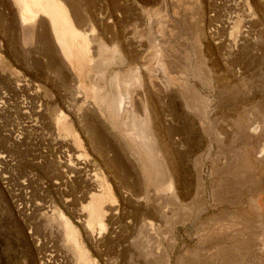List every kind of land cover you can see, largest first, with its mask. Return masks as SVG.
Wrapping results in <instances>:
<instances>
[{
	"label": "rangeland",
	"instance_id": "374dc122",
	"mask_svg": "<svg viewBox=\"0 0 264 264\" xmlns=\"http://www.w3.org/2000/svg\"><path fill=\"white\" fill-rule=\"evenodd\" d=\"M8 1L0 264H264V0Z\"/></svg>",
	"mask_w": 264,
	"mask_h": 264
},
{
	"label": "bare ground",
	"instance_id": "6f19581e",
	"mask_svg": "<svg viewBox=\"0 0 264 264\" xmlns=\"http://www.w3.org/2000/svg\"><path fill=\"white\" fill-rule=\"evenodd\" d=\"M18 1V0H17ZM19 3H21V9H20V15H19V19H20V25H21V28H24V27H26L27 26V21L29 20V17H31L32 16V14L34 13V11L36 10H39L40 8H41V5H40V3H39V0H19L18 1ZM48 3V2H47ZM51 3V2H50ZM55 3V2H54ZM56 7V6H55ZM53 9H54V7H53ZM46 11V10H45ZM52 11V10H51ZM60 12V11H59ZM43 13H46V12H43ZM55 13V12H54ZM59 14V13H58ZM52 15V14H51ZM62 15H63V20H64V22L69 26V28L71 29V30H73V27H72V25H71V22L69 21V19L67 18V15H66V13H62ZM57 18V17H56ZM62 18V17H61ZM53 19V18H52ZM53 25H55V24H53ZM77 26V25H76ZM67 27V26H66ZM78 27V26H77ZM55 29H56V27H55ZM87 29V28H86ZM85 30V29H84ZM71 32V31H70ZM81 33H83V32H81ZM73 35L75 36L76 35V33H74L73 32ZM162 35V34H161ZM82 36V35H81ZM89 36V35H88ZM158 37H161L160 35H157ZM86 37H87V35H86ZM157 38V37H156ZM160 43L159 44H161V46H163V41H162V39H159L158 40ZM110 43H111V40H110ZM62 47V46H61ZM162 48V47H161ZM95 50V49H94ZM106 50H107V47L105 46V45H103V44H100V45H98L97 46V48H96V52H97V56H98V58L99 59H101L102 57H104L105 55H106ZM68 51V50H67ZM69 53V52H68ZM70 55V54H69ZM71 56V55H70ZM165 55H163V57H164ZM157 58H158V56H157ZM160 58V57H159ZM72 59H73V56L71 57V58H68V61L72 64ZM164 59L162 60V61H160V62H158L157 63V65L155 66V68H156V72H155V74H157L158 75V77L160 78V80H162L164 83L165 82H167V77H166V74L167 73H165V71H164ZM147 67V66H146ZM145 67V68H146ZM145 68H143V67H141V71L143 70V71H146L145 70ZM150 73V72H149ZM154 74V75H155ZM118 79H119V75L118 74H115L114 76H112L109 80H107L108 82V86H110L111 88L113 87V85H116L117 84V82H118ZM169 80V79H168ZM105 82V81H104ZM167 85V84H166ZM103 86V85H102ZM104 86H105V84H104ZM103 86V87H104ZM106 86H107V84H106ZM103 87H98L95 91H96V93L98 94V93H100L101 91H102V88ZM166 87H168V86H166ZM79 90V89H78ZM104 91V90H103ZM78 92V91H77ZM76 92V93H77ZM111 92V91H110ZM113 92V91H112ZM105 94V93H104ZM102 95V94H101ZM191 95V94H190ZM190 97V96H189ZM117 100H115L116 101V106H117V109L116 110H118L119 112L122 110V106H123V100L120 98V95H118V97L116 98ZM114 101V102H115ZM115 108V107H114ZM125 109V108H124ZM127 109V108H126ZM147 137V136H146ZM1 159V158H0ZM201 188V187H200ZM197 191H199V194L200 195H198L199 197L201 196V199L203 198V196H204V190H202V189H198ZM174 195H175V193H173ZM177 197V196H176ZM179 197V196H178ZM199 202H202V201H200L199 200ZM49 229H50V227H49ZM58 233V232H57ZM59 235V234H58ZM60 236H61V241H65V239H64V236L62 237V235L60 234ZM49 238L51 239L52 238V233H49ZM34 239V238H33ZM36 239V238H35ZM37 240V239H36ZM68 243V242H67ZM65 244L63 247L65 248H67V247H69L70 245L69 244ZM70 248V247H69ZM67 252V255L68 256H66L65 258H66V260H67V264H74V257L72 256V253L70 252V250H67L66 251ZM52 257V256H51ZM49 258L50 260L48 261H46L45 263H41V264H52V258ZM76 262V261H75ZM55 264H56V262H54ZM60 264V263H59ZM85 264H88L87 263V261H85Z\"/></svg>",
	"mask_w": 264,
	"mask_h": 264
},
{
	"label": "crops",
	"instance_id": "0c3cea01",
	"mask_svg": "<svg viewBox=\"0 0 264 264\" xmlns=\"http://www.w3.org/2000/svg\"><path fill=\"white\" fill-rule=\"evenodd\" d=\"M8 3L10 4V7L13 6L12 1L9 0ZM90 202V201H89Z\"/></svg>",
	"mask_w": 264,
	"mask_h": 264
}]
</instances>
